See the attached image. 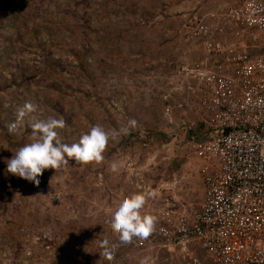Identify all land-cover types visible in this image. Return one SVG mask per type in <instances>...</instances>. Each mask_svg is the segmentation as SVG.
Returning <instances> with one entry per match:
<instances>
[{
  "label": "rangeland",
  "instance_id": "obj_1",
  "mask_svg": "<svg viewBox=\"0 0 264 264\" xmlns=\"http://www.w3.org/2000/svg\"><path fill=\"white\" fill-rule=\"evenodd\" d=\"M228 1L232 0H12L14 10L33 15L50 31L35 37L19 26L21 32L10 31L8 40L0 37V82L7 81L0 83V264H139L146 256L151 264H158L156 258L159 264H180L179 254L171 258L154 245L138 249V238L120 245L115 258L107 261L97 241L104 235L118 240L108 221L123 195L154 193L142 214L156 216V223L163 212H174L176 219L202 206L205 186L177 131L182 121L198 118L196 104L204 96L199 90L202 82L191 72L202 53L185 35L184 15ZM117 31L123 38L103 54L109 63L97 66L95 55L90 80L78 77L65 46L78 52L98 47L97 41ZM22 34L24 42L18 39ZM43 42L49 47L42 49ZM10 45L14 52L2 58L4 47ZM47 55L64 71L61 77L69 80L64 84L76 91L55 89L50 79L42 85L18 86V67L43 66ZM25 102L37 110L16 133H9L7 125ZM168 106L170 114L165 112ZM65 114L69 122L66 119V127L58 130L62 142H77L96 124L117 133L104 159L90 169L70 160L65 168L46 169L39 186L30 187L24 180L25 185L5 194L3 187L20 178L7 172L5 161L27 142L29 124L49 117L64 119ZM130 118L138 121L132 130L139 132L131 140L118 133Z\"/></svg>",
  "mask_w": 264,
  "mask_h": 264
},
{
  "label": "built area",
  "instance_id": "obj_2",
  "mask_svg": "<svg viewBox=\"0 0 264 264\" xmlns=\"http://www.w3.org/2000/svg\"><path fill=\"white\" fill-rule=\"evenodd\" d=\"M184 17L185 35L202 53L191 72L204 96L198 118L177 131L205 199L176 219L163 212L135 246L179 254L180 264H264V0L198 7Z\"/></svg>",
  "mask_w": 264,
  "mask_h": 264
},
{
  "label": "clouds",
  "instance_id": "obj_3",
  "mask_svg": "<svg viewBox=\"0 0 264 264\" xmlns=\"http://www.w3.org/2000/svg\"><path fill=\"white\" fill-rule=\"evenodd\" d=\"M37 110L31 102H25L17 109L15 121L7 125L9 133H16L24 125L25 118ZM138 126L135 118H130L126 126L118 129L119 134L127 135ZM31 132L27 142L14 151L11 159H7V172L39 186L40 179L46 169L65 168L72 160L78 164L99 162L104 159L103 153L108 142L117 133L106 130L96 124L87 133L81 134L73 143L62 142L59 131L66 127L63 118L49 117L29 124ZM115 168V166H113ZM149 195L145 191L126 194L115 202L108 223L118 240H111L107 235L97 239L100 255L111 261L115 258V250L122 244L130 243L134 238L146 239L154 230L156 216L142 211ZM100 237V236H99ZM150 257H143L139 264H150Z\"/></svg>",
  "mask_w": 264,
  "mask_h": 264
},
{
  "label": "trees",
  "instance_id": "obj_4",
  "mask_svg": "<svg viewBox=\"0 0 264 264\" xmlns=\"http://www.w3.org/2000/svg\"><path fill=\"white\" fill-rule=\"evenodd\" d=\"M11 2L12 0H0V37L3 38L4 40H8L7 37L10 35V31L17 29V31L20 33L21 28L23 30L29 31L33 36L38 37L40 34L44 32H49L50 28L46 24L39 23L36 18L33 15H28L23 12H20L18 10H14L11 7ZM47 21V20H45ZM31 24V27L29 26ZM19 26L21 28H19ZM77 26L72 29L71 36L74 38L77 34ZM116 34H108L106 37H103L98 44V47H93L92 46H87L84 48L82 51H75L73 46H70V44L66 45L65 48L67 52L73 56V62L76 63V67H74V71L77 72L80 76L78 77H84L90 80L91 75L90 72L93 70L91 67L92 60L96 57L98 58L97 66L99 67H104L109 63V59L106 58L107 55H103L108 48H111V46L121 38H123V33L120 31L115 32ZM53 36V34H52ZM40 38V37H39ZM18 39L22 40L23 42L25 41V38L22 35H19ZM66 44V43H65ZM70 46V49H69ZM44 47H49L48 42H43L41 44V48L44 49ZM116 48L111 49L114 51ZM15 50V47L10 45L6 46L3 49V56H9L11 53H13ZM118 51V49H117ZM48 53V51H45ZM115 52V51H114ZM119 52V51H118ZM49 54V53H48ZM96 59V58H95ZM89 60V61H88ZM66 67L69 69V67L66 65ZM19 75H20V84L18 86H22L28 83H35L38 85H42V83L45 82L46 79H50L52 81V87L58 90H63L70 88L73 90V86L69 85L67 86V80L61 77L63 75V72L61 69L58 68V61H54L51 56L47 55L46 59V64L43 66L41 65H33L31 66L30 64H24L22 66H19ZM57 70L60 71V73H56ZM7 81L2 80L0 83H4ZM69 82V80H68ZM92 82V81H91ZM11 89V87H10ZM8 90V92L10 91ZM76 91V90H73ZM96 92V91H95ZM0 107H2V102L0 100ZM70 115H64V120H68L69 122V117ZM31 132V129H29L28 134ZM137 130H131L129 135H126L129 140L134 139L138 135ZM8 137V136H6ZM8 142L13 143L14 141L11 140L8 137ZM126 142V141H125ZM146 142L144 145L147 146ZM125 144V143H124ZM134 147V144L133 146ZM97 164V162H90L87 163L86 166L88 169H90L91 165ZM45 173L39 179L45 178ZM22 185H25L24 179L19 178L17 181H14L12 185L9 186H4L3 188L6 190L5 194L8 193L9 190L15 187H20ZM34 183L30 182V187H34ZM3 202V200H2ZM3 210V209H2ZM31 216V215H29ZM36 230H39V228H35L34 232L36 234ZM34 234V235H35ZM38 236H40V233H38Z\"/></svg>",
  "mask_w": 264,
  "mask_h": 264
},
{
  "label": "crops",
  "instance_id": "obj_5",
  "mask_svg": "<svg viewBox=\"0 0 264 264\" xmlns=\"http://www.w3.org/2000/svg\"><path fill=\"white\" fill-rule=\"evenodd\" d=\"M221 4V3H220ZM213 7V6H212ZM197 174V173H196ZM197 176H198V174H197ZM204 199H205V196H204ZM203 203H204V201H203ZM203 205V204H202ZM202 207V206H201Z\"/></svg>",
  "mask_w": 264,
  "mask_h": 264
}]
</instances>
